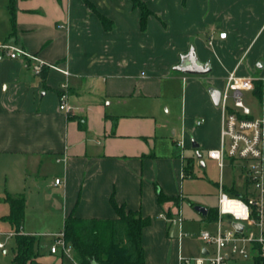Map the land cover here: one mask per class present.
<instances>
[{
	"label": "crops",
	"instance_id": "0c3cea01",
	"mask_svg": "<svg viewBox=\"0 0 264 264\" xmlns=\"http://www.w3.org/2000/svg\"><path fill=\"white\" fill-rule=\"evenodd\" d=\"M90 1L112 22L111 29L83 0H15L13 27L9 0H0V42L70 72L66 76L44 67L36 74L33 61L0 51V171L10 177L8 186L17 188L27 180L38 187L41 178L44 183L54 178L47 185L56 191L63 225L71 212L81 218H114V194L119 204L153 219L143 231L147 264H178L182 237H171L174 225L160 215L181 214L188 158L217 162L207 153L220 144L222 120L209 89L221 91L232 71L260 79L261 99L255 90L250 93L259 101L256 117H264V0H143L156 14L148 18L145 31L130 1ZM220 5L230 13L218 16ZM207 9L215 14L206 16ZM235 10L260 13L255 22H238ZM223 31L224 39L219 37ZM192 47L201 62H211L210 73L174 70ZM65 83L72 113L59 109ZM56 179L61 184L55 185ZM220 185L243 192L244 171L229 186L222 180ZM159 191L180 198L179 204L159 205ZM7 194L24 195L19 189ZM201 216L203 224L212 226L201 229L214 231V221ZM25 226L24 220L23 233ZM52 243L46 248L40 238V264L53 256L63 264L60 254L50 252ZM206 249L188 257L207 254Z\"/></svg>",
	"mask_w": 264,
	"mask_h": 264
},
{
	"label": "built area",
	"instance_id": "2783aa9c",
	"mask_svg": "<svg viewBox=\"0 0 264 264\" xmlns=\"http://www.w3.org/2000/svg\"><path fill=\"white\" fill-rule=\"evenodd\" d=\"M214 37L213 33L209 35L210 45ZM219 37L226 38L227 32H220ZM0 51L12 59L22 57L27 62L33 61L35 64L31 68L36 74H40L44 67H50L70 75L68 70L42 60L20 46L0 42ZM259 80L254 76H241L236 71L227 75L218 105L222 120L220 144L209 150L207 156L217 161L220 168L226 160L241 163L245 176L244 191L231 195L222 185L219 186L215 230L201 229L197 234L198 239L211 248L206 249L207 254L198 257L179 253L178 264H232L233 260L241 258L255 264V258L264 259V117H254L244 102V94L253 92ZM59 109L66 113H72L74 109L66 83L62 85ZM202 122L199 120L197 125ZM59 184L61 180L56 179L55 185ZM160 217L179 227L180 238L184 235L180 213L172 217L161 214ZM235 224L242 225L243 229L238 230ZM3 235L15 237L17 233L9 231ZM49 235L53 238L52 254H60L71 264H79L73 248L65 242L62 230ZM0 248H4V243L0 242Z\"/></svg>",
	"mask_w": 264,
	"mask_h": 264
},
{
	"label": "trees",
	"instance_id": "16d2710c",
	"mask_svg": "<svg viewBox=\"0 0 264 264\" xmlns=\"http://www.w3.org/2000/svg\"><path fill=\"white\" fill-rule=\"evenodd\" d=\"M83 1L99 17L106 30L112 28V22L98 11L90 0ZM128 1L134 9L140 11V27L142 31H145L148 18L156 14L143 0ZM8 6L11 22L15 27V0H9ZM42 72L43 69L40 73ZM255 93L261 99L262 87L258 82ZM192 160V158L187 159L184 178L191 177L193 174ZM225 191L231 195L239 194L234 189H225ZM157 198L159 205L167 201H174L177 204L180 202V198L168 197L162 191L158 192ZM4 200L8 203L10 211L1 220L8 222L12 230L17 233L12 264H36L35 260L40 255L38 251L40 236L22 232L26 198L24 195L6 194ZM110 205L116 214L114 218H81L74 212L65 218L62 228L64 240L73 248L75 260L79 264H92V262L97 264H147L143 246V231L151 225L153 219L144 217L137 210L127 209L124 204H119L114 194L110 197ZM207 218L215 221L217 208L209 210ZM255 264H264V259L255 258Z\"/></svg>",
	"mask_w": 264,
	"mask_h": 264
},
{
	"label": "rangeland",
	"instance_id": "374dc122",
	"mask_svg": "<svg viewBox=\"0 0 264 264\" xmlns=\"http://www.w3.org/2000/svg\"><path fill=\"white\" fill-rule=\"evenodd\" d=\"M224 6L217 7L216 14L218 16L228 15L230 12L224 10ZM215 11L207 9L206 16L215 14ZM258 11H232L233 16H239L238 22H255L254 20L258 16ZM224 17V16H223ZM257 20V19H256ZM244 102L248 105L254 117L256 112L259 111V101L255 95L251 93L244 94ZM205 163V167L200 165V162ZM191 177H186L183 180L181 193L182 199V211L181 216L185 219L182 236V253L184 256L191 255L193 253H199L202 247L209 248L210 246L198 241L197 234L201 228L207 227L212 229V226L203 224L202 216L195 211L196 206H204L209 210H215L218 204L219 185L222 180V184L229 186L232 181L242 172L241 163H231L229 160L224 162L222 168L218 166L217 162L210 161L205 156L197 158L193 156L192 160ZM8 173V172H7ZM222 177V179H221ZM10 177L0 171V216L8 212L9 205L4 201V197L7 193H11L16 189L24 193L27 199V208L25 213V233H37L40 235L42 244L49 248L51 238L50 232H59L63 228V219L61 213L58 211L57 195H55V189L47 185L49 182L53 183L54 178L45 182V186L42 178L37 184L38 187L32 184V180L25 181L24 186H8ZM9 187V188H8ZM11 189V191H10ZM239 191L243 190V186H239ZM10 191V192H9ZM175 203V202H174ZM178 205L177 203H175ZM51 213V214H50ZM192 218H195L196 222H192ZM13 231L8 222L0 219V242L4 243V248H0V264H12V259L15 254V237H6L3 235L6 232ZM169 235L171 237L179 236V229L177 226H172L169 229ZM39 247V246H38ZM211 248V247H210ZM45 249V248H44ZM172 248H170V251ZM39 251V250H38ZM198 257V256H197ZM58 257L53 256L51 259H46L47 264H58ZM64 264H71V262L64 258ZM36 264H40L38 258L35 260ZM238 264H253L252 261L241 258Z\"/></svg>",
	"mask_w": 264,
	"mask_h": 264
},
{
	"label": "water",
	"instance_id": "95a60500",
	"mask_svg": "<svg viewBox=\"0 0 264 264\" xmlns=\"http://www.w3.org/2000/svg\"><path fill=\"white\" fill-rule=\"evenodd\" d=\"M175 71L186 75H206L212 71L211 62H201L196 55L194 48H190V50L181 56L180 63L174 67ZM209 93L213 100V103L218 106L221 98V91L215 88H210ZM195 210L198 211L201 215H208V208L204 206H196ZM235 227L238 230H242L243 226L240 224H235ZM205 254V252H204ZM92 264H97L96 262H92Z\"/></svg>",
	"mask_w": 264,
	"mask_h": 264
}]
</instances>
